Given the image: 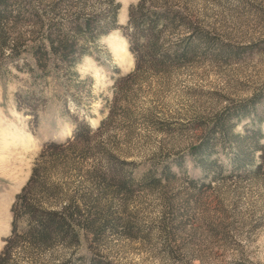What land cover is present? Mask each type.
Masks as SVG:
<instances>
[{"label":"rangeland","instance_id":"374dc122","mask_svg":"<svg viewBox=\"0 0 264 264\" xmlns=\"http://www.w3.org/2000/svg\"><path fill=\"white\" fill-rule=\"evenodd\" d=\"M138 1L114 0L115 24L79 37L69 64L48 51L49 23L67 25L79 6L106 12L107 0H0V250L35 166L25 198L71 213L76 239L21 238L15 264H264V0H167L186 22L158 26L163 49L181 53L192 27L204 36L163 69L136 71ZM82 123L87 142L42 152ZM16 225L29 226L23 210Z\"/></svg>","mask_w":264,"mask_h":264},{"label":"trees","instance_id":"16d2710c","mask_svg":"<svg viewBox=\"0 0 264 264\" xmlns=\"http://www.w3.org/2000/svg\"><path fill=\"white\" fill-rule=\"evenodd\" d=\"M80 1L75 0L77 4ZM162 1V9L151 7L154 4L152 0H139L128 9L129 49L134 56L136 71L143 67L155 70L163 69L166 62L173 61L176 57H182L186 53L194 51L196 44L204 36L201 31H198V27H192V35L187 37L188 40L183 46L181 53L177 54L175 51L171 52L169 49H163L160 42L161 30L158 26L171 27L175 21H186L183 20L178 12L166 5L167 0ZM117 7L118 4H115L114 0H107L106 12L101 11L99 13L84 15L82 14V7L79 6V9L73 13V17L67 25L61 22L49 23L48 31L45 34L49 53L72 64L73 59L70 56L77 50L76 44L78 38L82 37L85 40H94L101 33H105L115 24ZM4 16L5 13L0 11V21ZM38 25V28H40V25L42 26L41 22ZM0 32L1 37H3L1 27ZM193 40L195 43H192ZM48 51H45L42 47L37 48L35 54L40 65L45 63ZM80 51H85L83 46L80 47ZM89 131L91 130L86 123L78 124L72 139L64 146L55 141H49L44 144L42 152L49 151L52 154L56 150L60 152V150L70 149L78 141L84 140L87 142ZM36 176L37 168L34 166L31 169L29 179L20 192L15 195V199L11 205L12 220L10 235L5 238L0 250V264H15L13 260L14 247L21 238L38 248L47 246L55 239H76V235L71 229L73 220L71 213L66 214L62 211L59 212L46 208L36 210L34 201H27L25 198V192L28 190L27 188L32 180L36 179ZM113 178L112 180L117 181L119 188L126 187L127 184L122 177L114 176ZM21 210L27 214L29 226L23 233L19 234L16 230V220L18 212Z\"/></svg>","mask_w":264,"mask_h":264},{"label":"bare ground","instance_id":"6f19581e","mask_svg":"<svg viewBox=\"0 0 264 264\" xmlns=\"http://www.w3.org/2000/svg\"><path fill=\"white\" fill-rule=\"evenodd\" d=\"M29 144V143H28Z\"/></svg>","mask_w":264,"mask_h":264}]
</instances>
